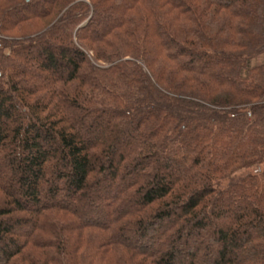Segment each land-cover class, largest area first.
Instances as JSON below:
<instances>
[{
    "label": "trees",
    "instance_id": "obj_1",
    "mask_svg": "<svg viewBox=\"0 0 264 264\" xmlns=\"http://www.w3.org/2000/svg\"><path fill=\"white\" fill-rule=\"evenodd\" d=\"M0 264H264V0H0Z\"/></svg>",
    "mask_w": 264,
    "mask_h": 264
}]
</instances>
